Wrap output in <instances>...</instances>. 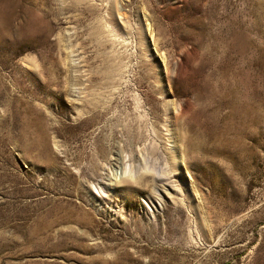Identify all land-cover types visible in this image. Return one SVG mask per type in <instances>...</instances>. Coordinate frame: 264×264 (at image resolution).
Masks as SVG:
<instances>
[{"label": "rangeland", "instance_id": "374dc122", "mask_svg": "<svg viewBox=\"0 0 264 264\" xmlns=\"http://www.w3.org/2000/svg\"><path fill=\"white\" fill-rule=\"evenodd\" d=\"M0 264H264V0H0Z\"/></svg>", "mask_w": 264, "mask_h": 264}]
</instances>
